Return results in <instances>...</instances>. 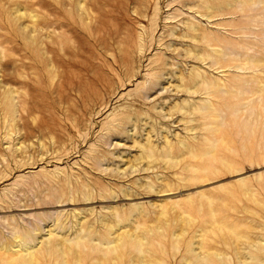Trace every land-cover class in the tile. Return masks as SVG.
Listing matches in <instances>:
<instances>
[{"label":"rangeland","instance_id":"374dc122","mask_svg":"<svg viewBox=\"0 0 264 264\" xmlns=\"http://www.w3.org/2000/svg\"><path fill=\"white\" fill-rule=\"evenodd\" d=\"M227 3L0 0V264H264V72L204 41L239 38Z\"/></svg>","mask_w":264,"mask_h":264},{"label":"bare ground","instance_id":"6f19581e","mask_svg":"<svg viewBox=\"0 0 264 264\" xmlns=\"http://www.w3.org/2000/svg\"><path fill=\"white\" fill-rule=\"evenodd\" d=\"M14 1H16V0H14ZM18 3H20V2H18ZM21 3H22V1H21ZM80 3H82V2L81 1H77V5L79 7H82V4H80ZM227 4L229 6V15H231L230 20L228 22V25L231 28L230 29V32L232 34L238 35L239 38L236 39V40H234L233 42L227 43V44L225 43V42H227V40H225L223 38L221 39L219 37H214V36H210V37L207 36V39L205 38L206 40H204V41L207 42V44L211 47V49L216 53V58L220 62H221V60L224 57L231 56V60L232 61H236V62L233 63V66L236 67V68H241V69H244V70L247 69V68H251V69H258L261 72H264V0H228V3ZM23 6H25V5H23ZM89 10H90V8H89ZM193 28L194 27H188V29L186 31H190ZM199 31H201V30H199ZM186 35L187 34H185V36ZM245 36H252V39H250V38H244ZM194 39L196 40V38H194ZM10 41H11V38H10ZM224 44H226V48L225 49L223 48V45ZM238 46L244 47V49L238 48ZM2 47H1V49H2ZM251 47H255V50L252 51V53H249L248 50ZM10 49H12V48H10ZM2 50H4V49H2ZM6 50L7 49L5 48L4 51H6ZM203 51L205 52L204 48H203ZM13 52H15V51L13 50ZM0 54H1V50H0ZM6 54H7V51H6ZM15 54H16V52H15ZM20 54H21V52H20ZM3 55H5V54L3 53L2 56ZM8 55H9V53H8ZM20 56L21 55H19V57ZM206 56H208V55H206ZM18 68H19V66H18ZM18 73L16 72V74H18ZM251 76H252V78L254 80H261V79L258 78L257 74H251ZM20 77H22V76H20ZM0 78H1V81L0 82L3 81V82L8 83V81L11 80L10 78L6 77V75L3 72V69H1V66H0ZM216 86H217L216 83H214V82L207 83V81H206V84H205V92H209L212 89H217ZM19 93H20V91H19ZM17 96L20 97V94L17 95ZM22 96H24V95H22ZM0 100H2V99L0 98ZM16 100H18V98ZM21 103H22V101H21ZM1 107H2V112H3V118L5 120L6 119H10V121H13L14 114H12V113H13L14 110L12 111L11 105L9 104V102L6 101V100H4L3 101V106H1ZM210 108L212 110L214 109L212 106H210ZM227 109L228 110L230 109L229 106H227ZM9 126H10V128H13L12 127L13 125L11 123H9ZM10 128L8 127V129H6L7 131L5 132V136H7V137L11 135V132L12 131H11ZM88 239H89V237H88ZM107 243H108V241H107ZM17 247L18 248L14 251V253L11 252V254L9 256H7V257L4 255L6 257V259H5V263H3V264H40V261H39V258H40L39 251L41 250V245L40 244L37 245L36 247H31V248H28L27 246H19V245ZM240 263H241V261H240Z\"/></svg>","mask_w":264,"mask_h":264}]
</instances>
